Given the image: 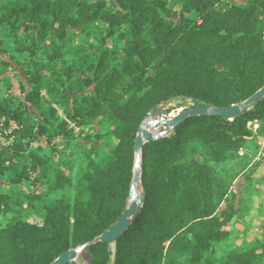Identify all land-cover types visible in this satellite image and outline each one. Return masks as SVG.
Returning <instances> with one entry per match:
<instances>
[{
	"label": "trees",
	"instance_id": "trees-1",
	"mask_svg": "<svg viewBox=\"0 0 264 264\" xmlns=\"http://www.w3.org/2000/svg\"><path fill=\"white\" fill-rule=\"evenodd\" d=\"M263 86L264 0H0V122L18 125L0 141V264H50L118 221L153 107ZM263 138L264 97L146 143L142 212L85 264H264Z\"/></svg>",
	"mask_w": 264,
	"mask_h": 264
},
{
	"label": "water",
	"instance_id": "water-1",
	"mask_svg": "<svg viewBox=\"0 0 264 264\" xmlns=\"http://www.w3.org/2000/svg\"><path fill=\"white\" fill-rule=\"evenodd\" d=\"M264 97V86L257 91L253 96L247 100L231 104L223 107H216L212 105H199L181 109L176 115L170 116L167 113L166 107L172 103L176 98H171L162 103V105L153 107L147 114L144 121L141 123L137 136L134 142L136 161L134 165V177L130 187V196L128 199V205L124 209L118 221L110 225L101 235L95 237L93 240L80 245L77 248L67 250L60 254L50 264H66L74 261L80 252H82L89 245L98 243L100 241L112 243L115 242L120 236H122L130 227L132 222L139 216L143 209V202L145 196L139 193V186L142 177V151L144 146L148 142L160 139L166 134L171 132L176 126L185 122L189 118L200 115H215L221 116L225 119H235L244 111L250 109L255 103L259 102ZM151 115H157L159 119L148 120ZM166 125V129L153 133L152 127L155 125Z\"/></svg>",
	"mask_w": 264,
	"mask_h": 264
},
{
	"label": "rangeland",
	"instance_id": "rangeland-1",
	"mask_svg": "<svg viewBox=\"0 0 264 264\" xmlns=\"http://www.w3.org/2000/svg\"><path fill=\"white\" fill-rule=\"evenodd\" d=\"M231 1H235L236 2L238 0H231ZM14 83H15V85L18 84L17 81H14ZM167 108L168 107H166V109ZM184 108H187V107L176 108V109L172 110L170 113H168V115L174 116L181 109H184ZM157 119H159V117L157 115H151L148 118V120H157ZM166 127H167L166 125H159V124H157V125H155V126L152 127L151 131L153 133H159V132L165 130ZM9 133H10V128H8V131H6V130H3V127L1 126V128H0V141H4V139H7V135ZM135 161H136V158H135ZM259 173L260 174H264V160H263V163L260 166ZM236 183H237L236 184L237 185L236 186V190L239 191V188H240V180H239V182L237 180ZM139 193H142L140 189H139ZM263 201H264V192H262L261 195L259 197H257V199H256V202H261L262 203ZM262 206L264 207V203H263ZM26 211L29 212V213H37V214H40L41 213L40 212V204L38 202H35V206H28V205H26ZM253 215H256V211L255 210L253 211ZM34 217L35 216L32 215L31 216V219H35L36 220V218H34ZM263 222H264V217L263 216L262 217H258V218L255 219V221L253 222L252 235H259V234H261V232H262L261 225H262ZM236 236H237V234H236ZM89 259H90V255L84 249L82 252L79 253L78 257L74 261H76L79 264H85V263H87L89 261Z\"/></svg>",
	"mask_w": 264,
	"mask_h": 264
},
{
	"label": "built area",
	"instance_id": "built-area-1",
	"mask_svg": "<svg viewBox=\"0 0 264 264\" xmlns=\"http://www.w3.org/2000/svg\"><path fill=\"white\" fill-rule=\"evenodd\" d=\"M1 126H3V122H0V128ZM18 127V125L15 122H11V126H10V132H12L14 129H16ZM261 152L259 154L260 157L264 156V138L261 140Z\"/></svg>",
	"mask_w": 264,
	"mask_h": 264
}]
</instances>
